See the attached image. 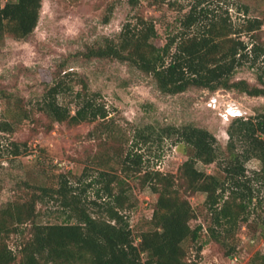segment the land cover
<instances>
[{"label": "rangeland", "instance_id": "obj_1", "mask_svg": "<svg viewBox=\"0 0 264 264\" xmlns=\"http://www.w3.org/2000/svg\"><path fill=\"white\" fill-rule=\"evenodd\" d=\"M195 2L42 0L38 25L29 37L18 39L8 31H0V225L3 220L9 227L15 224L5 212L9 203L35 199L37 223L67 221L69 211L59 199L47 194L39 196L42 187L57 189L62 185L73 186L93 214L104 215L110 198L105 195L107 181L100 172L107 171L122 179L120 183L114 181L112 187L115 192L123 189L128 196L122 211L139 242L141 232L150 227L158 199L149 184L143 183L141 174L160 170L179 175L180 166L193 153L191 146L175 136L162 135L163 128L193 123L208 128L226 148L227 130L236 117L225 116L229 106L243 109L241 116L245 117L264 113V96H252L238 89L212 91L202 87L164 93L152 74L129 62L85 54L107 38L117 39L124 24L138 15L154 20L159 33L155 41L164 44L176 32L183 31L181 19ZM206 4L223 15L229 10L238 24L246 17L261 19L262 28L255 35L264 42V0H207ZM249 35L244 34L243 38L250 41ZM59 74L69 83L77 79V74L84 77L90 89L106 101L111 118L104 123L55 122L50 127L51 120L40 110L39 103L48 84ZM235 79L258 83L255 70L247 65L238 69ZM60 100L64 98L61 96ZM5 122L10 126H5ZM4 126L10 130H3ZM129 152L143 155L142 172H137L133 163L123 169L122 161ZM246 165L251 173L260 169L261 162L251 159ZM197 167L222 175L216 163L198 161ZM181 191L185 192L183 187ZM258 193L264 196V191ZM184 194L196 213L191 225L204 226L198 241L185 243L190 258L198 259L199 264H251L256 252L264 253V201L258 207L251 204L246 211L249 219L241 221L223 245L212 239L206 229L211 223L205 205L207 194ZM18 227L6 237L9 246L20 255L21 244L32 235V221ZM200 244L204 245L202 252L197 251ZM19 259L20 256L14 264H19Z\"/></svg>", "mask_w": 264, "mask_h": 264}, {"label": "trees", "instance_id": "obj_2", "mask_svg": "<svg viewBox=\"0 0 264 264\" xmlns=\"http://www.w3.org/2000/svg\"><path fill=\"white\" fill-rule=\"evenodd\" d=\"M206 1L196 0L181 19L183 31L176 32L164 44L155 41L159 33L154 20L138 15L124 24L117 39L107 38L85 54L129 62L152 74L164 93L177 94L202 87L212 91L238 89L252 96H264V42L255 35L263 22L246 17L238 24L229 10L223 15L211 9ZM244 6L248 12V6ZM41 8L42 0H6L5 3L0 0V31H8L18 39L29 37L38 25ZM244 34H251V40L246 41ZM245 65L255 70L257 84L235 79L238 69ZM76 76L69 83L59 74L40 99L39 108L50 118V127L55 122L104 123L111 118L100 93L92 91L84 77ZM76 84L80 88L76 89ZM61 96L64 100H60ZM5 126L3 130H10ZM227 131L229 141L224 148L213 132L193 123L163 128L162 135L175 136L191 146L193 153L180 166L179 175L160 170L141 174L143 183L149 184L158 199L150 227L141 232L139 242L122 211L126 209L128 196L123 189L115 192L112 187L114 181L120 183L122 179L101 171L100 175L107 181L105 195L110 198L103 209L104 215L93 214L73 186L42 187L39 195L60 200L61 206L69 211V219L64 222L37 223L36 199L9 203L5 212L15 224L9 227L4 220L1 222L0 264H14L18 256L19 264H199L198 259L189 257L185 243L198 241L204 226L191 225L196 213L184 193L207 194L205 205L211 223L206 229L212 239L223 245L239 223L249 219L246 211L251 204L258 207L264 201V196L258 193L264 191V113L236 116ZM16 147L18 152L19 145ZM142 159L141 153L129 152L122 167L128 168L133 163L135 170L142 172ZM251 159L260 161L261 167L250 173L246 163ZM198 161L216 163L222 175L200 170ZM29 220L32 235L21 244L19 255L9 246L6 236ZM203 248L200 244L197 251L202 252ZM251 264H264V253L256 252Z\"/></svg>", "mask_w": 264, "mask_h": 264}, {"label": "water", "instance_id": "obj_3", "mask_svg": "<svg viewBox=\"0 0 264 264\" xmlns=\"http://www.w3.org/2000/svg\"><path fill=\"white\" fill-rule=\"evenodd\" d=\"M228 111L229 113L225 114L227 118H229L231 114L236 115V116H241L244 113V110L241 109L240 107L234 108L233 106H229Z\"/></svg>", "mask_w": 264, "mask_h": 264}]
</instances>
